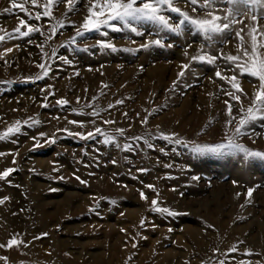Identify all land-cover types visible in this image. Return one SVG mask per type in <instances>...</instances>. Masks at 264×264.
Returning <instances> with one entry per match:
<instances>
[{"label": "rangeland", "instance_id": "374dc122", "mask_svg": "<svg viewBox=\"0 0 264 264\" xmlns=\"http://www.w3.org/2000/svg\"><path fill=\"white\" fill-rule=\"evenodd\" d=\"M20 3L34 17L45 0L39 6ZM73 5L69 11L65 3L54 4L55 20L73 23L49 40L55 20L29 19L18 7L4 12L12 5L0 0V82H6L0 83V132L21 122L19 133L0 140V171L14 169L0 180V198L8 197L0 204V244L12 237L23 241L0 248V264H264V163L193 151V145L224 139L225 100L239 114L238 102L224 95L231 85L215 76L217 69L232 75L228 64L192 61L204 44L200 34L178 36L148 22L140 26L141 35L105 27L76 37L91 0ZM175 6L204 14L199 5L193 13L185 0ZM226 7L218 4V14ZM167 14L175 21V13ZM20 19L40 31L19 36L14 29ZM237 21L227 43L203 51L217 54L222 48L224 55H236L235 30L246 35L253 24L264 27V19L253 22L247 13ZM157 38L173 47L140 48ZM101 40L117 51L101 48ZM185 63L190 67L178 78ZM238 78L248 94L241 97L247 109L257 81L247 74ZM61 99L69 103L58 104ZM93 109L98 116L91 115ZM96 127L102 135H75ZM161 133L177 135L170 141ZM105 135L115 139L105 144ZM238 142L264 151V119L252 122ZM153 199L169 211L153 210Z\"/></svg>", "mask_w": 264, "mask_h": 264}, {"label": "snow or ice", "instance_id": "6c2138e0", "mask_svg": "<svg viewBox=\"0 0 264 264\" xmlns=\"http://www.w3.org/2000/svg\"><path fill=\"white\" fill-rule=\"evenodd\" d=\"M12 5L11 8L4 9V12H11L13 8H19L23 12L29 15V19L40 20L41 17L52 18L53 16L52 9L54 4L65 3L68 6L69 11L74 10L73 0H45L43 4L42 11H36L34 17L24 3L17 4V0H10ZM185 3L191 5V11L195 13L197 11V5L203 11V15H190L188 11L182 10L180 7L175 6L176 0H91V6L88 8V14L85 16L81 25L76 28L75 36H83L86 32L96 31L100 32L102 28H111L115 31L121 30V28H126L132 33L141 35L140 26L144 22L151 23L158 26L160 29L167 32H171L176 35H182L185 31H194L200 34L204 40V44L201 45V48L198 49L197 55L191 57L192 61L206 62L208 64H216L218 59L223 60L228 64L227 71H230L232 75H223L219 69L216 70L215 76L221 80L226 81L231 85V89L224 93V95L231 97V100L238 102L239 114H233V105L225 100L227 106L228 119L225 122V136L221 142L213 144H196L193 145V151L199 154L203 153H235L240 154L241 158L248 162L259 161L264 163V151L255 150L247 147L246 145L239 143L238 138L246 134L247 127L257 120L258 118L264 119V27H259L256 24H253L248 28L246 35H242L243 29L235 30V37L238 38L239 47L236 55H224L222 48L218 50L217 54H213L211 51L204 52L203 48L208 46L211 48L213 43L225 44L228 42L227 38L232 34L233 28L237 21V17L243 16L246 13L249 14L251 21L256 22L258 17L264 19V0H185ZM220 3H225L227 7L221 9L220 12L223 14H218L216 6ZM33 6H39L38 0H31ZM206 10V11H204ZM167 13H175V21L172 20V17ZM119 21L118 25L115 23ZM72 24L71 21H66L65 19L55 20V23L52 24L50 29L51 35L48 39H52L58 32V28L65 27V23ZM26 30H22V27ZM16 33L21 37L29 36L32 32H39L40 28L29 23L25 19H20L19 25L14 29ZM107 35V33H103ZM259 37V39H258ZM71 43L75 44V37L70 38ZM4 40V36H0V41ZM101 48L111 49L113 52L117 51V48L114 44L101 40L97 42ZM155 45L159 47H173L171 44H164L162 39L157 38L151 40L148 43L141 44L140 48L147 49L150 46ZM188 48L191 45H187ZM11 48L5 49V52H11ZM127 51H134L133 49H127ZM53 55H56L55 50L52 52ZM2 55V54H0ZM47 55V54H45ZM185 55H188L187 50ZM65 63H71L66 57H61ZM38 67L42 70L43 75H47L48 68L46 64L41 63ZM190 64L185 63L182 65L181 71L178 73V78L184 75V70L189 69ZM239 75L247 74L250 77L256 79L257 84L255 90L250 98V103L245 109L243 107L242 96L247 97V93L241 87ZM39 79L40 77H36ZM28 79V78H26ZM6 83V82H0ZM176 84V81H173V85ZM53 95V93H49ZM46 99V97H45ZM79 97H77V102H79ZM95 99V97H93ZM58 104L66 105L69 102L67 100L61 99L57 101ZM46 106V105H45ZM90 106V105H89ZM111 107V105H109ZM76 111V110H73ZM80 114V113H78ZM91 115L98 116L99 113L93 109ZM126 115V114H125ZM38 122V121H37ZM147 122V117L144 118L142 123ZM235 122V123H234ZM27 124L28 121L23 122ZM73 124H79L80 126L84 125V121H70ZM105 123H113V121H105ZM234 124V126H233ZM21 131V122L16 121L13 125L9 126L3 132H0V140L9 138L15 133ZM67 131V129H65ZM117 131L123 132L122 129ZM102 135L101 129L99 127L94 128L92 131L87 133L77 132L76 136L81 138H91L93 134ZM231 133V134H229ZM44 136V133L40 134ZM161 137L165 140H170L172 137H175L176 133L165 134L161 133ZM35 139V137L33 138ZM115 138L112 136L105 135L104 143H111ZM51 142L55 140L49 137ZM175 143H181L180 139H176ZM149 147L153 145L149 144ZM128 145H125L127 148ZM163 151V149H161ZM4 153L0 152V156H3ZM14 169L6 168L3 171H0V180H4L9 177ZM144 171V169H140ZM77 180H80V177H76ZM193 180L199 179V177L194 176ZM81 183H86V181L81 180ZM236 183V181H233ZM148 188H153V185H146ZM253 189H248V195L251 196ZM142 198H145L144 192L140 193ZM8 197L0 198V204H3ZM115 203V201H113ZM153 210L167 212L168 209L157 208V200L153 199L151 201ZM171 214V213H170ZM144 221L141 220V224ZM23 243V241L17 240L15 237H12L8 240L7 244H0V248L13 246H18ZM229 251H236L235 246L229 249ZM3 259H7L4 257ZM223 264V262H221Z\"/></svg>", "mask_w": 264, "mask_h": 264}]
</instances>
